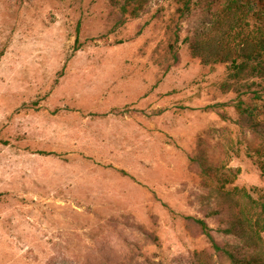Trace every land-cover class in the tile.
Listing matches in <instances>:
<instances>
[{
    "label": "rangeland",
    "instance_id": "374dc122",
    "mask_svg": "<svg viewBox=\"0 0 264 264\" xmlns=\"http://www.w3.org/2000/svg\"><path fill=\"white\" fill-rule=\"evenodd\" d=\"M124 1L0 0V264H230L195 219L264 264V75L189 45L228 0Z\"/></svg>",
    "mask_w": 264,
    "mask_h": 264
},
{
    "label": "trees",
    "instance_id": "16d2710c",
    "mask_svg": "<svg viewBox=\"0 0 264 264\" xmlns=\"http://www.w3.org/2000/svg\"><path fill=\"white\" fill-rule=\"evenodd\" d=\"M138 0H125L121 5V12L129 16H137L139 14V5H134ZM181 1V5L177 10L181 13H188L192 6H200L202 8L210 7L215 0H178ZM133 6L129 9L128 5ZM118 4V2H116ZM222 12L226 15H233V18H237L238 22H235V26L238 30L235 34L239 37L237 45L244 42L246 47H248L247 37L249 34L255 35L254 46L248 53H243V51L229 49L225 52L223 50L228 45L232 47L228 42L236 39L235 36L230 35L232 33L230 28L219 34V37L215 39L214 47L212 45H203L205 41L203 36L199 38H194L190 40V49L194 54H197L198 50L202 47H207V51L214 50V55H220L222 62L229 63V74L230 76L238 79L240 77H245L247 75L255 74L257 76L264 75V0H228L222 4ZM247 36V37H246ZM222 37V38H221ZM232 37V39H231ZM207 41L205 44H208ZM234 42V41H233ZM223 52V53H222ZM205 63H208L205 61ZM233 209H238V205L231 204ZM240 212V210H238ZM197 225L199 226L201 232L211 244V247L218 252L229 258L230 264H239L240 259L236 251L217 243L212 235V229L207 226V224L201 219H195ZM229 223L228 226L224 227L223 232L232 233L236 235L238 228L237 221H233L230 218L226 220Z\"/></svg>",
    "mask_w": 264,
    "mask_h": 264
}]
</instances>
